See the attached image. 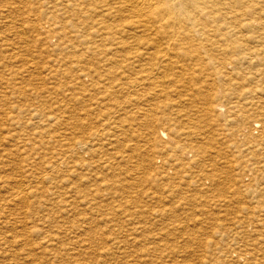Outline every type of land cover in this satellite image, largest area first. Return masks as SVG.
<instances>
[{
	"label": "rangeland",
	"instance_id": "obj_1",
	"mask_svg": "<svg viewBox=\"0 0 264 264\" xmlns=\"http://www.w3.org/2000/svg\"><path fill=\"white\" fill-rule=\"evenodd\" d=\"M14 1L15 2L17 1L18 3H21V4H15ZM33 1L35 4L33 3ZM28 2L29 0L28 1L23 0V2L22 0H0V10H1L0 14H2V16L0 15V36H1L0 42L2 41L0 44V51H1L0 65H2V67L0 66V68L2 69V70L0 69V79H1L0 98L2 99L0 100V158H3L2 160H0V178H1L0 179V217H1L0 224L1 222L4 221L3 225L2 224L0 225L1 227L0 228V238H1L0 245L1 246L3 245L2 247L0 246L2 248V250L0 248V253L2 252L1 253L2 255L5 254L3 258L1 257L2 255L0 254V264L1 263L2 264H12V263L21 264L22 262H23L22 264H28V263L30 264L32 263H35V264H48V263L49 264H66V263L74 264L75 262L76 263L79 262L78 264H85L86 262H87L86 264L88 263L89 264H92V263L93 264H100V263L101 264L102 263L104 264H133V263L151 264L152 263L153 264L155 262L156 264H160V263L161 264H211V263L220 264L221 262H222L221 264H236V263L239 264V263H242L243 261L253 262L257 264H264V227H263L264 213H262L264 212V190H263L264 189V176H263L264 171H262L260 168L259 169L262 172L257 169L261 173L260 176L261 177L263 176V177L260 178V176H258L259 172L256 171V174H255L256 176L253 175L254 177L253 181H251V178L249 176L247 177V174H243V170H244L243 168H245L243 165L249 164L253 166L257 163L258 165L256 167H260L259 164L261 165V161H263L264 159V131L261 132V130L264 129L263 124H262V128L260 129V132L255 134L254 138H250L247 141L243 142L245 146L244 148H247L245 150L247 152L242 151L243 148L241 149L235 148L236 150L240 152L236 151L235 149H232L234 144L238 146L239 143H241V141L239 140L240 135L238 132L244 127L245 128L248 127L247 122L248 124L249 122L251 124L252 123L251 121L257 120L259 117L261 119V120L259 119L261 122L264 119V96H263L264 95V87H263L264 84H262L264 83V78H262V76L264 77V74H263L264 72L262 71L264 70L263 68L264 64L257 61L256 63L258 65L256 63H254V65L253 64L249 65L243 61L241 62L236 61V63H238L236 67H238L241 64L240 68L238 67L239 69L234 68V65H232L231 66L232 70L230 68L224 71L221 70L219 73L220 74L219 77H216L214 74H212L211 70L200 67L202 66V63L196 64L195 62H192L191 64L192 66L190 64L188 65V68H189L188 71H185L184 73V71L179 70L178 73L175 72V74L173 73L174 75L171 74L167 76L166 78L160 80V83L157 87L153 86L154 84L152 83V80L149 78L151 74L147 75L143 73L144 75L138 74L139 77L143 76L142 77L143 82L139 86L137 87L124 86V88L122 89L121 87L123 86H121L120 89L118 86V87H115L116 90L114 89L115 91L113 90V92H112L111 84H110V87L108 84L110 81H107L108 82L107 83L108 86H107L106 82H104V80L98 79L97 78L98 75L97 77H95L96 75L94 76V72L92 71L90 73V77L93 78V81H95L96 79L99 80V82L97 80L95 82V84L97 85L99 84L98 85L99 88L97 87V85L95 87L100 90L98 89L96 91L93 90L94 93L92 92V90H88L90 88H87V90L86 88H84L85 90L84 89L81 90L80 85H77L75 83L76 87L77 88L79 87L77 89L73 85L74 82H77V80L75 81L74 77H72V79L74 78L73 80L70 77H67L68 81H67V78L63 79L65 80L64 89L66 90V92L61 91L60 88L63 85H61L62 83H60L59 81H61L62 79L54 80L53 78H51L50 80L49 78H45V80H43L42 75L43 74L46 75L45 73L47 72L43 71L42 67H44V65H47V66L49 65L48 67H50V65L53 62L55 61L59 62V60L61 59L59 63H63V62L65 63V65L62 64L63 66L60 68V69H63V67L65 68L67 65H69L68 61H70V59L66 61V58L71 57L70 56L71 53H68L66 51H64V53L60 52V47L58 48L59 39L52 38L54 34H50L53 32L50 31L49 33L50 37L53 35L51 37L52 41H51V38L47 36L49 40L48 41L46 36H42L43 34L40 33L39 29L38 31H36L35 29L33 30V28H31L32 24L38 25L39 23L45 22L44 20L50 23L53 20H51V18L48 17L47 12L49 9L46 10V7L42 5L41 3L42 0L37 1L38 3L39 2L41 3L42 7L36 5V0H31L30 1L31 3L29 2L30 4H28ZM31 6H32V9H31ZM36 8H38L37 11H36ZM25 9L29 10L30 14H29V11ZM10 10L14 12H11ZM26 11H27V14H25ZM41 11H43L44 13L46 12V13L42 15L43 12ZM1 12H4V14ZM34 12H36L35 15L33 14ZM12 13L14 16L12 15ZM19 14H22V15H19ZM10 15L13 16L14 20L12 17H10ZM3 16L6 19H3ZM21 16H23V18ZM59 18L60 17L58 16V19ZM18 19H21V20H18ZM15 21L17 24L14 23ZM21 21L23 25L22 23L20 25ZM54 21L58 22L60 20H54ZM33 22H36V23H33ZM10 24L11 26H9ZM3 25L6 28L2 27ZM24 25L25 26L28 25L25 27L26 29L24 28L25 31L23 29ZM57 28L58 27H54L52 29L54 31H58L59 29ZM19 30L24 31L25 33ZM13 31L17 32L16 36ZM38 33L41 34L40 35L41 37L37 35ZM27 34H29V36ZM27 36H28V39H27ZM20 38L22 39L20 40ZM92 38L93 40H95V37L92 36ZM8 40L10 42L13 41L15 44H18V45L15 47V44L12 42L14 45L11 46L12 43L7 42ZM36 40H39L40 42ZM42 40L43 42H41ZM21 41L22 42L26 41L27 43L26 42L22 43ZM5 42H7L8 45L7 43L5 44ZM38 42L40 44L42 43V45H39ZM3 43L4 45L1 47ZM74 43L75 42H71L70 45ZM47 44L48 46H46ZM24 46H26L28 49ZM36 46H38L39 48ZM21 47L22 48L24 47V48L22 49ZM5 51L9 53L7 54ZM14 51H16L17 53H15ZM18 51H19V54H18ZM43 51H45L46 53ZM13 52H14L15 57L13 55ZM51 52L52 53L57 52L56 53L57 55H54L55 53L52 54ZM25 53H27V55ZM43 54L45 55L43 56ZM46 54H48V56ZM12 55H13V59H12ZM17 56L18 58H16ZM26 56L28 58H26ZM56 56H59V57H56ZM49 57L51 58L53 62H51ZM44 58L45 60H42ZM55 58H57V60H55ZM4 59L7 63L4 61ZM20 59L22 60V62L24 60V62L22 63ZM37 60H39V62H37ZM71 60L74 61V59H71ZM3 61L6 64H4ZM18 61H20L21 64L20 62L17 63ZM88 61H89V64L92 70H95L94 69L95 65L92 64L90 59H88ZM25 66H28V67H25ZM29 67H30V70H28ZM5 68L7 70H5ZM37 68L41 71V73ZM199 68L200 69L202 68L201 70L202 72L199 71L200 70ZM190 69L192 70V72H190L191 71ZM237 69L239 70L238 71L239 74L237 72ZM259 69L261 71H259ZM5 71H7V73ZM193 71L195 74L193 73ZM197 71L199 75L196 73ZM249 71L251 72V74H249L248 76ZM203 73L204 74L206 73V74L204 75ZM17 74L19 76H17ZM190 74L192 75L193 78L195 76L196 79L195 78L193 79L192 77H190L191 76ZM183 75L185 77H183ZM223 75L224 76L226 75L227 77L225 76L224 78ZM240 75H244V76L242 77ZM245 75L250 78L246 79ZM37 76H38V79L42 78V80L39 81L36 78ZM48 76L49 75L47 74V77ZM19 77H21L22 79ZM240 77L243 78L244 81H242ZM252 78H254V80ZM257 78H259L261 81L259 79L257 81ZM121 79L122 81H125V82L129 81L128 79H125V78L124 79L121 78ZM173 79H175V81ZM182 79L184 80V82L182 81ZM189 79H190V83L189 81L187 82V80ZM200 79L203 82H200ZM226 79L229 80V82H226ZM231 79L232 81L235 80L233 84H232ZM140 80H141V77H140ZM165 80L166 82H164ZM194 80L195 82H193ZM211 80L212 82H214L215 80L218 83L216 82L212 83ZM171 82L172 84H170ZM173 82H176L177 84L183 83L185 86L183 84L177 85L176 83H173ZM185 82H187L186 83L187 85L185 84ZM242 82H244V84L246 82V84L244 85ZM257 82L259 83L261 82L260 85ZM51 83H54V84H51ZM167 83L168 85H166ZM192 83L193 85L195 83L196 87H193ZM201 83L202 84L204 83L205 86L202 85ZM238 84L242 86L239 87ZM71 85H73V87H71ZM165 85L169 87L168 90H167V87H165ZM170 85H172V87H170ZM222 85H224V87ZM249 85H251L250 87L252 88V90L254 89L253 92L251 91V88H249ZM103 86L104 88L102 89ZM177 86L178 88L180 87L181 88L177 89ZM210 86H212V88ZM235 86H238L237 87L238 90H236L237 88H234V89L232 88ZM261 86L263 87V89ZM155 87L158 89H156ZM244 88L245 89L247 88V90H245ZM256 88H257V91H256ZM164 89L166 90L164 91ZM258 89H259V92H258ZM102 90H104L103 93H102ZM128 90H129V93L125 94ZM158 90L159 91L161 90L160 92H162L164 96L163 95L159 96V93H157ZM211 90H214L217 92L216 93L214 91L211 92ZM218 90L221 91L223 95ZM222 90H224V92ZM240 90L242 91V94L244 93L243 95L241 94ZM75 91L76 92L78 91V94L81 92V95L79 94V97L84 98L85 100L90 98L91 101L90 102L86 101L82 103L79 97H75L73 98V101L70 100L71 101L70 102L69 99L71 98L69 97L67 98L66 96H69L71 92L74 93ZM237 91L238 93H236ZM114 92L116 93L115 96H113ZM131 92L138 95L136 97L140 98V100H143V101L136 100L137 101L136 103L138 105L135 104V106L129 104L128 103L129 97L133 95ZM204 92L205 93L207 92L210 94L215 93V94L212 96V98H210V101L208 100L209 102L208 101L203 102L202 101L203 99H201V97L197 95L200 93H201L200 95H203L205 94ZM229 92H232V93H230L229 95L227 94ZM104 93L109 94V97L111 99L108 98L109 99L108 101L110 103L108 101H104L101 99L102 96L103 98H105L106 95ZM251 93L253 94L250 95ZM92 94L95 95V100L94 99L92 100V97L90 96ZM98 94H100L101 96ZM166 94H169V95L166 96ZM233 94L235 95L233 96ZM221 95L224 98H222ZM236 96L238 97L241 96V97L239 98L237 97L238 98L237 99ZM220 97L222 98V101ZM257 97L259 98V100L262 101V103H258L259 100H257ZM249 98H251L254 101H249ZM110 100L112 102L116 100V102L112 103ZM255 100H256V103L253 104ZM92 102H96L97 104L100 105V106H97L98 108L96 111H99L101 113V116H100V119L96 120V122L93 117L87 118L86 116H84V113L90 108V103ZM246 103L247 104L251 103V105H246ZM208 105L209 106L213 105L214 107L210 108ZM217 105L222 107L223 109V111L221 112L222 114H219L220 112H215L214 108ZM94 106L92 105L91 107L93 108ZM258 106L259 107L262 106V107L258 109ZM104 107H106L107 109ZM121 107L122 108L125 107V108L122 109ZM203 107H207V108L209 107L208 108L209 113H207V115L208 116L210 115L209 117H211V119H209L208 117V119L211 120L210 122L208 121V119L205 120V118H203L204 117L203 113H205V109H203ZM102 108L104 110L101 111ZM110 108H111V111H110ZM113 109L115 112L112 111ZM149 109L152 110L151 113H153L154 115L150 117V119L153 121H151L149 117H142V114H140V113H144L145 111ZM202 109L204 111H202ZM224 109L225 110L228 109V110L225 111ZM231 109L234 111H232ZM259 110L261 111L263 110V112ZM239 111L241 113L242 111L245 113L247 112L249 114V117L243 120L237 119ZM211 112L214 115H212ZM253 112L255 113L252 114ZM104 113L106 115H104ZM228 113L229 115L231 113V116H229ZM233 113L236 115H233ZM261 113L263 114L257 117V115H260ZM112 114H113V117H112ZM200 114L202 118L201 120H198ZM40 115H44L45 117H49V115L51 116L54 115L55 117H57V120L52 119V118H51L52 120L51 119L46 120L48 121V125L52 126L51 127L52 129L47 127L46 121L42 122L43 118H40ZM114 115L117 117H115ZM215 115L217 117H214ZM109 121L110 122L112 121V122L110 123ZM55 122L60 123L59 128L61 129H58V126L53 127V125L54 126L57 125V124L52 125V123H55ZM233 122L235 123L233 124ZM74 123L79 124L78 125L79 127H77L76 129L75 128L73 129L75 133V137L78 140L82 139L83 137H86L90 133L92 134L96 130H100L101 133L97 135V142L98 144L101 145L102 147L101 149H103V151L95 152V154L92 152V150L96 148V145L94 146L95 138H96V135H95V138L93 141H90V140H88L89 142L87 141L86 147L88 150L84 152H79L80 156H79L78 151L74 147L73 149L72 147H70V149L72 150H68L64 152V154L66 155H71V156L75 155L72 157L73 162L75 161L74 158L79 156L80 159L76 158L78 159L76 160V163H78L80 160V162L88 164L87 165L88 168H80V167L78 168V166L76 165L74 168H72V170L74 169L72 171L71 167L73 166L67 165L68 167L66 166L63 169V171L62 169L58 171L53 170V169L51 170L50 166H51L53 159L59 157L58 154L61 153L60 150H63L64 147L62 149H59V148L65 143V141L67 143L68 138H70V136L67 133V130L64 131L65 133L63 134L62 129L64 125H67V124L74 125ZM98 123H101V124H98ZM104 123L105 125H103ZM112 125H114V127H112ZM121 125L122 127H120ZM34 129H36L35 132H34ZM160 130H163L166 133V137H167L166 139L162 140L160 138ZM27 131H29V133ZM44 131L48 132L49 134L44 133ZM37 132H39L40 134ZM36 133L38 137L41 136L39 137L40 139L37 138ZM20 134H23V136ZM47 134L49 136H47ZM103 135L105 136L103 137ZM56 137H58V139ZM98 137L101 139H99ZM112 137L113 139H111ZM18 138L20 139L22 138L24 141L23 140L19 141ZM26 138L28 141L26 140ZM187 138H189V141ZM184 139L185 140L187 139V140L184 141ZM206 140L209 142H207ZM57 141L60 143L57 144ZM21 142L24 144L23 147H25L26 149L25 148L23 149ZM90 142L94 148L89 146ZM246 142L249 147L246 145ZM257 143H259L260 148L258 147ZM17 145H20V146H17ZM105 145L108 147H106ZM178 145L181 148H185V149H181L180 147L179 149ZM185 145L187 146L185 147ZM256 145L258 147L257 149L256 147H254ZM189 148L194 151L196 150L195 155L197 154V157L200 158V162L197 158L196 163L189 166L193 170L187 167V165H185V163L187 162H185L184 160L185 158L183 157V153L185 151L190 150ZM251 150L253 151L251 152ZM55 152L56 153L59 152L57 154V157H56ZM249 152H251L252 154ZM52 154L53 156H51ZM61 155H63V153H61ZM52 157L54 158L52 159ZM105 160L107 161L109 160L110 164L105 165L104 169L96 168L97 163L105 161ZM245 160H248V161L245 163ZM93 162H95L94 165H92ZM27 165L28 167H26ZM92 168H95V169L93 170ZM54 171H57V172H54ZM67 171H70V172L68 173ZM33 172H35V174ZM65 172H67V175ZM82 172L84 173L82 174ZM200 174L202 178L199 176ZM27 175H30V176H27ZM38 176H40V178ZM72 176H75V177H72ZM255 177L257 178V180ZM26 178L27 180L30 179L29 180L30 182L29 181L26 182L27 181ZM91 178H94V179L91 180ZM47 179H49V181ZM197 179L200 180V182ZM3 180L4 181L9 180V181L3 183ZM206 180L208 181L209 185L204 184ZM1 184H3V186ZM9 184H10V187H9ZM203 186H207V190ZM14 187H17V188L15 189ZM10 193L11 194L13 193L14 196H12L13 194L11 195ZM19 194L20 196H18ZM23 194H24V197H23ZM10 197L11 199H9ZM18 198L20 201L22 198L24 200L22 199V201L20 202ZM223 201L226 203H224ZM3 202L5 204H3ZM214 203H216V205ZM68 204L70 207L68 206ZM216 206L217 207L219 206L218 208L220 209H218ZM20 213H23L24 215ZM260 220H261V223H260ZM9 221L11 224H9ZM248 221L251 223L250 225ZM255 221L258 222L259 224L256 223ZM6 222L7 224H5ZM238 222L242 224L239 225ZM246 223L247 225H245ZM260 224H262V227ZM10 225H13V226H10ZM81 225H85L86 227L81 226ZM237 225L238 227H240L239 229L238 227L235 228V226ZM2 227H7V228L4 229ZM40 227L42 228V230L40 229ZM71 228L72 229L74 228L73 229L74 231ZM66 229H69L71 233L69 231L67 232ZM86 229L87 230L89 229V230L87 231ZM6 230H7V233H6ZM58 230H60V232ZM83 230H85L84 231L85 233L83 232ZM239 231L241 233H239ZM45 232H49V233H45ZM61 232H63V234L65 233L66 234L63 236ZM21 233L23 234V236L25 235L24 240L27 242H24L22 236L20 237V235H22ZM77 233L78 234L81 233L79 235L82 236L81 238L83 239H81ZM232 233L234 234L237 233L238 235L237 234L233 235ZM16 234H20L19 236H17V239H16ZM40 234L42 235L41 238L39 236ZM48 234L50 235L52 234V236L49 235L50 239L48 238ZM54 234L57 235L58 238L62 240L64 245L67 244L66 248L62 244L61 240L56 238ZM85 234L86 235L91 234V235L90 237L89 236L86 237ZM70 235L72 237H69ZM7 236L8 237L10 236L9 239ZM43 236L44 237L46 236L45 237L46 239H43L44 238ZM3 237H5L7 242L8 241L11 242V240L12 242L11 243L10 242L6 243V241L4 242L5 239H3ZM20 238L22 239L20 240ZM40 239L41 240L43 239V241H41ZM93 240H95V242ZM107 240H109V242H112V243H109V245H107L108 244ZM29 241L32 243V245ZM66 241H69L70 243H67ZM90 242L93 244H90ZM36 243H37V246H36ZM43 243H46V245ZM54 243H58L57 247L54 246L56 245ZM72 243H73V246L75 245V248L72 246ZM84 243L86 244V246ZM94 243H95V246H94ZM42 244L45 247H43ZM60 244H62L64 248L62 249L59 248L62 246ZM31 246L33 248H30ZM47 246L48 247L50 246V248H48ZM17 247L19 248V251ZM22 247L24 248L23 250H22ZM40 247L43 249H39ZM108 247L110 249L114 248L113 252H112V249L110 251ZM56 248H59L61 250L56 249ZM73 248H74V251H76L75 253L72 252ZM85 248L89 250L91 254ZM105 248H108V249L106 250ZM117 249L118 250L120 249L121 251L119 252L117 251ZM15 250H17L20 255L16 253L17 251ZM34 251L37 253H35ZM53 251L54 253L50 255L51 252ZM80 251L81 252L85 251V252H83L82 253L83 255H82ZM28 252L31 254H27ZM59 252H62V253H60V255L58 256ZM63 252H66V254L68 252L69 253L71 252L70 254L68 253L67 256L69 257L72 256L71 258L73 259L68 257L69 260H67L68 258L66 257V254L65 255L63 254ZM94 252L97 254L95 255ZM122 252H125V253H122ZM7 253L11 255L8 254L9 255L8 256ZM77 253H78V256H76ZM92 253H93V256L95 255V257L92 256ZM112 253L113 254L115 253V254L113 255ZM12 254H14L15 256ZM56 254L58 257H56ZM61 254H62V257H61ZM30 255H32L33 258L37 260L36 261L33 260L32 256ZM37 255H40V256L37 258ZM85 255L87 256L85 257ZM102 255L104 256L100 257ZM15 257L17 258V260ZM22 257H25V259ZM28 257H30V259ZM40 257L41 259H39ZM76 257L77 259H74ZM110 257H112V259ZM20 258L23 260L19 262ZM61 258L64 259L65 262L62 261ZM102 258L104 259L101 262L100 259ZM1 260H4V261L2 262ZM6 260L11 261V262H8ZM40 260L41 262H39ZM5 262H8V263H5ZM233 262H236V263H233Z\"/></svg>",
	"mask_w": 264,
	"mask_h": 264
},
{
	"label": "bare ground",
	"instance_id": "obj_2",
	"mask_svg": "<svg viewBox=\"0 0 264 264\" xmlns=\"http://www.w3.org/2000/svg\"><path fill=\"white\" fill-rule=\"evenodd\" d=\"M28 1V0H27ZM31 0H29V2H30ZM38 0H36V5H38V6H40V7H42V5L44 6V7H46V10L47 9H49L48 10V12H47V14H48V17H50L51 18V20H53L52 22H50V23H48V22H46V20H44L45 22H42V23H37L38 25H35V24H32V27L31 28H33V30L35 29L36 31H38V29H39V31H40V33H42L43 35L42 36H46V38H47V40H48V37L47 36H49L50 37V34H54V36L52 37V38H58L59 39V45H58V48L60 47V52H63L64 53V51H66V52H68V53H71L70 54V56L71 57H67L66 58V61H68L69 59H70V61H68V64L69 65H67L65 68L63 67V69H60L63 65L62 64H64L65 65V63L63 62V63H59L60 62V60H59V62L58 61H55V62H53L52 60H51V56H52V54H54V53H52L51 54V56L49 57V59L51 60V62H53L51 65H50V67H48L47 65H44V67H42V69H43V71H45V72H47V73H45L46 75H42V78H43V80H45V78H49L50 80H51V78H53L54 80L55 79H62L61 81H59L60 83H62L61 85H63L60 89H61V91H65L66 92V90L64 89L65 88V80H63L64 78H67V77H70L71 79H72V77H74L73 79L76 81L77 80V82H74V86L76 87V84L77 85H80V89L81 90H83L84 88H86V90H87V88H90V89H88V90H92V92H93V90H97L99 87H98V85L97 84H95V82H96V80L95 81H93V78L92 77H90V73L93 71L94 72V76L95 77H97V75H98V79H101V80H104V82H106V84L108 83L107 81H110L108 84H109V87H110V84H111V86H112V92H113V90L115 89V87H118L119 86V89H120V87L121 86H123V87H121V89L122 88H124V86H126V87H132V86H134V87H137V86H139L140 84H142V82H143V80H142V77L143 76H140L141 77V80H140V77L138 76V74H143V73H145V74H147V75H149V74H151V76L149 77L151 80H152V83L154 84L153 86H158L159 85V83H160V80H162V79H164V78H166L167 76H169V75H171V74H175V72H177L178 73V71L180 70V71H184V73H185V71H188L189 70V68H188V65L190 64H192V62H195L196 64H201L202 63V66H200V67H202V68H205V69H209V70H211V72H212V74H214L216 77H219V73H220V71L221 70H227V69H231L232 70V68H231V66L232 65H234V68H240V65L238 66V67H236L237 65H238V63H236V61H239V62H241V61H243V62H245V63H247V64H253L254 65V63H256L257 61H259V62H261V63H263L264 64V0H42V5H41V3L39 2H37ZM15 2V1H14ZM14 2H13V4H14ZM17 2V1H16ZM15 2V4H21V3H16ZM21 2V1H20ZM22 2H23V0H22ZM28 2V4H30ZM33 3H34V1H33ZM13 4H11V5H13ZM25 4V3H24ZM24 4H23V6H24ZM35 4V3H34ZM26 5V4H25ZM32 5V4H31ZM15 6V5H14ZM20 6V5H19ZM10 7V6H9ZM8 7V8H9ZM22 7V6H21ZM13 8V7H12ZM24 8V7H23ZM22 8V9H23ZM26 8V7H25ZM14 9V8H13ZM12 9V10H13ZM16 9H18V8H16ZM31 9H32V6H31ZM33 9H35V8H33ZM37 9L38 8H36V11H37ZM4 10V9H3ZM25 10H27V9H25ZM40 10V9H39ZM1 11V10H0ZM7 11H9V10H7ZM11 11V10H10ZM27 11H29V10H27ZM27 11H26V13L25 14H27ZM45 11V10H44ZM11 12H14V11H11ZM15 12H17V11H15ZM39 12V11H38ZM41 12H43V11H41ZM1 13H3L4 14V12H1ZM10 13V12H9ZM35 13L36 12H34L33 14L35 15ZM46 13V12H45ZM44 12H43V14L42 15H44L45 14ZM6 14V13H5ZM7 14H8V12H7ZM24 14V13H23ZM29 14H30V11H29ZM41 14V13H40ZM1 16H2V14H0ZM12 15H13V13H12ZM17 15V14H16ZM19 15H22V14H19ZM38 15V14H37ZM8 16V15H7ZM6 16V17H7ZM14 16V15H13ZM13 16H11L10 15V17H12L13 18ZM25 16V15H24ZM40 16V15H39ZM38 16V17H39ZM46 16V15H45ZM58 16L60 17L59 19H58ZM9 17V18H10ZM22 18H23V16H21ZM35 17V16H34ZM37 17V16H36ZM11 18V19H12ZM43 18V17H42ZM2 19V18H1ZM3 19H6V18H4V16H3ZM33 19V18H32ZM40 19V18H39ZM8 20H10V19H8ZM13 20H14V18H13ZM13 20H11V21H13ZM18 20H21V19H18ZM17 20V21H18ZM24 20V19H23ZM26 20V19H25ZM31 20V19H30ZM38 20V19H37ZM54 20H60V21H58V22H55ZM34 21V20H33ZM47 21H49V20H47ZM26 22V21H25ZM28 22V21H27ZM5 23V22H4ZM14 23H16V21L14 22ZM21 23H22V21L20 22V25H21ZM31 23V22H30ZM33 23H36V22H33ZM17 24V23H16ZM26 24V23H25ZM2 25V24H1ZM4 25H6V24H4ZM4 25L2 26V27H4ZM13 25V24H12ZM22 25H23V23H22ZM9 26H11V24L9 25ZM8 26V27H9ZM26 26H28V25H26ZM25 25H24V27H23V29L26 27ZM30 26H31V24H30ZM19 27V26H18ZM21 27V26H20ZM54 27H58L57 29H59L58 31H54L52 28H54ZM4 28H6V27H4ZM22 28V27H21ZM9 29V28H8ZM11 29V28H10ZM19 29V28H18ZM18 29H16V30H18ZM26 29V28H25ZM25 29H24V31H25ZM14 30V29H13ZM56 30V29H55ZM15 31V30H14ZM13 31V32H14ZM19 31H22V30H19ZM24 31H22V32H24ZM31 31V30H30ZM50 31L51 32H53V33H50ZM21 32V33H22ZM28 32V31H27ZM35 32V31H34ZM6 33V32H5ZM12 33V32H11ZM15 33V36H16V34H17V32H14ZM13 33V34H14ZM25 33V32H24ZM31 33V32H30ZM50 33V34H49ZM7 34V33H6ZM10 34V33H9ZM33 34V33H32ZM56 34V35H55ZM28 36H29V34H27ZM38 36H40L41 34H37ZM37 35H36V37H37ZM13 36V35H12ZM18 36H19V34H18ZM28 36H27V39H28ZM92 36L93 37H95V40H93V38H92ZM1 37V36H0ZM3 37V36H2ZM14 37V36H13ZM41 37V36H40ZM50 37V38H51ZM87 37V38H86ZM4 38V37H3ZM17 38V37H16ZM19 38V37H18ZM30 38V37H29ZM49 38V39H50ZM52 38H51V41H52ZM86 38V39H85ZM13 39H15V38H13ZM22 38H20V40H21ZM9 40H10V38H9ZM7 41V42H10V41ZM41 40V39H40ZM44 40V39H43ZM43 40L41 41V42H43ZM12 41V40H11ZM36 41H39V40H36ZM49 41V40H48ZM56 41V40H55ZM2 42V41H1ZM1 42H0V44H1ZM7 42H5V44L7 43ZM13 42V41H12ZM12 42H10V43H12ZM22 42V41H21ZM24 42H26V41H24ZM24 42H22V43H24ZM40 42V41H39ZM38 42V43H39ZM45 42H47V41H45ZM71 42H75L74 44H71L70 45V43ZM9 43V44H10ZM14 43V42H13ZM11 44V46H13L14 44ZM27 43V42H26ZM30 43V42H29ZM58 43V42H57ZM44 44V43H43ZM4 45V43L1 45V47ZM7 45H8V43H7ZM6 45V46H7ZM18 44H15V47L17 46ZM28 45H30V44H28ZM34 45V44H33ZM36 45H38V44H36ZM39 45H42V43L40 44L39 43ZM63 45V46H62ZM73 45V46H72ZM20 46V45H19ZM18 46V47H19ZM46 46H48V44L46 45ZM9 47V46H8ZM24 47H26V46H24ZM23 47V48H24ZM33 47V46H32ZM36 47H38V46H36ZM50 47V46H49ZM57 47V46H56ZM5 48V47H4ZM11 48V47H10ZM20 48V47H19ZM22 48V47H21ZM22 48V49H23ZM27 48V47H26ZM39 48V47H38ZM76 48H78V49H76ZM9 49V48H8ZM13 49H15V48H13ZM28 49V48H27ZM40 49H41V47H40ZM48 49V48H47ZM4 50V49H3ZM18 50V49H17ZM43 50V49H42ZM44 50H46V49H44ZM8 51V50H7ZM37 51V50H36ZM57 51V50H56ZM3 52V51H2ZM6 52V51H5ZM12 52V51H11ZM15 53H17L16 51H14ZM14 52H13V55H14ZM25 52V51H24ZM23 52V53H24ZM27 52V51H26ZM38 52V51H37ZM41 52V51H40ZM40 52H39V54H40ZM43 52H45V51H43ZM59 52V53H60ZM65 52V53H66ZM0 53H1V51H0ZM7 53V52H6ZM9 53V52H8ZM7 53V54H8ZM20 53H22V52H20ZM46 53V52H45ZM49 53V52H48ZM57 53V52H56ZM54 54V55H57V54ZM62 53V54H63ZM3 54V53H2ZM12 54V53H11ZM18 54H19V51H18ZM26 55H27V53H25ZM29 54V53H28ZM32 54V53H31ZM38 54V53H37ZM50 54V53H49ZM67 54V53H66ZM65 54V55H66ZM13 55H12V59H13ZM34 55V54H33ZM42 55V54H41ZM40 55V56H41ZM45 54H43V56H44ZM47 56H48V54H46ZM2 56V55H1ZM67 56V55H66ZM65 56V57H66ZM14 57H15V55H14ZM23 57V56H22ZM21 57V58H22ZM33 57V56H32ZM32 57H30V58H32ZM36 57V56H35ZM56 57H59V56H56ZM4 58H6V57H4ZM8 58H10V57H8ZM16 58H18V56L16 57ZM25 58V57H24ZM26 58H28L27 56H26ZM47 58V57H46ZM62 58V57H61ZM39 59V58H38ZM54 59V58H53ZM65 59V58H64ZM71 59H74V61H72ZM88 59H90L91 60V62H92V64L93 65H95V67H94V69L95 70H92V68L90 67V64H89V61H88ZM9 60V59H8ZM21 60V59H20ZM33 60V59H32ZM34 60H35V58H34ZM40 60V59H39ZM39 60H37V62H39ZM42 60H45V58L44 59H42ZM55 60H57V58H55ZM4 61H5V59H4ZM3 61V62H4ZM10 61V60H9ZM31 61V60H30ZM6 62V61H5ZM4 62V64H6ZM20 61H18L17 63H19ZM21 62H22V60H21ZM21 62H20V64H21ZM23 62H24V60H23ZM22 62V63H23ZM29 62V61H28ZM27 62V63H28ZM32 62V61H31ZM94 62V63H93ZM16 63V64H17ZM25 63H26V61H25ZM36 63V62H35ZM48 63H49V61H48ZM58 63V64H57ZM194 63V64H195ZM37 64V63H36ZM45 64V63H44ZM46 64H47V62H46ZM257 64V63H256ZM10 65V64H9ZM14 65V64H13ZM40 65V64H39ZM258 65V64H257ZM260 65V64H259ZM1 67H2V65H0ZM4 66V65H3ZM8 66V65H7ZM42 66V65H41ZM192 66V65H191ZM197 66V65H196ZM256 66V65H255ZM263 66V65H262ZM6 67V66H5ZM16 67V66H15ZM25 67H28V66H25ZM198 67V66H197ZM244 67V66H243ZM246 67V66H245ZM250 67V66H249ZM191 68V67H190ZM193 68H194V66H193ZM202 68L199 70V71H201L202 70ZM238 68V69H239ZM258 68V67H257ZM264 68V67H263ZM262 68V69H263ZM1 69V68H0ZM4 69V68H3ZM7 69H8V67H7ZM6 68H5V70H7ZM26 69H28V68H26ZM38 69V68H37ZM198 69V68H197ZM237 69V72L239 71ZM254 69H256V68H254ZM261 69V68H260ZM259 69V71H261ZM2 70V69H1ZM25 70V69H24ZM28 70H30V67H29V69ZM31 70H32V68H31ZM39 70V69H38ZM47 70V71H46ZM101 70H103V71H101ZM191 70V69H190ZM235 70V69H234ZM233 70V71H234ZM241 70H242V68H241ZM240 70V71H241ZM247 70H248V68H247ZM26 71V70H25ZM40 71V70H39ZM42 71V72H43ZM196 71V70H195ZM246 71V70H245ZM244 71V72H245ZM252 71V70H251ZM263 72H264V70H262ZM2 72V71H1ZM6 73H7V71H5ZM22 72V71H21ZM27 72V71H26ZM31 72V71H30ZM103 72V73H102ZM190 72H192V70L190 71ZM202 72V71H201ZM204 72V71H203ZM250 72V71H249ZM248 72V76H249V74H251V72L249 73ZM257 72V71H256ZM14 73V72H13ZM40 73H41V71H40ZM96 73V74H95ZM193 73H194V71H193ZM197 74H198V71L196 72ZM200 73V72H199ZM222 73V72H221ZM226 73H228V72H226ZM230 73H231V71H230ZM247 73V72H246ZM19 74V73H18ZM17 74V76H19ZM25 74V73H24ZM27 74V73H26ZM29 74V73H28ZM47 74L49 75L48 77H47ZM153 74V75H152ZM173 74V75H174ZM195 74V73H194ZM197 74H196V76H197ZM204 74V73H203ZM206 74V73H205ZM204 74V75H205ZM238 74H239V72H238ZM264 74V73H263ZM31 75V74H30ZM144 75V74H143ZM179 75V74H178ZM180 75H181V73H180ZM187 75V74H186ZM188 75H189V73H188ZM191 75V74H190ZM199 75V74H198ZM255 75H256V73H255ZM24 76H26V75H24ZM224 76V75H223ZM226 76V75H225ZM225 76H224V78H225ZM229 76V75H228ZM230 76H232V75H230ZM236 76V75H235ZM239 76V75H238ZM240 76H244V75H240ZM246 76V75H245ZM251 76V75H250ZM257 76H258V74H257ZM260 76H262V75H260ZM177 77V76H176ZM183 77H185L184 75H183ZM189 77V76H188ZM190 77H192V75L190 76ZM205 77V76H204ZM203 77V78H204ZM215 77V78H216ZM227 77V76H226ZM234 77V76H233ZM19 78H21V77H19ZM37 79H38V76L36 77ZM40 78H41V76H40ZM42 78L41 79H38L39 81L40 80H42ZM70 78H69V80H70ZM121 78H125V79H128L129 81H127V82H125V81H122V79ZM173 78H174V76H173ZM179 78V77H178ZM186 78H187V76H186ZM193 78V77H192ZM194 78H195V76H194ZM193 78V79H194ZM209 78V77H208ZM207 78V79H208ZM246 79L247 78H250V77H245ZM254 78H256V77H254ZM254 78H252L253 80H254ZM260 78V77H259ZM259 78H257V81H258V79ZM262 78H264L263 76H262ZM261 78V79H262ZM22 79V78H21ZM20 79V80H21ZM36 79V80H37ZM52 79V80H53ZM72 79V80H73ZM83 79V80H82ZM95 79V78H94ZM168 79V78H167ZM169 79H170V77H169ZM172 79V78H171ZM177 79V78H176ZM180 79V78H179ZM196 79V78H195ZM202 79V78H201ZM200 79V82H203L202 80ZM206 79V80H207ZM213 79V78H212ZM227 79H229V78H227ZM226 79V82H229V80H227ZM238 79V78H237ZM240 79H242V81H244L243 80V78H241L240 77ZM19 80V79H18ZM48 80V79H47ZM101 80H100V82H101ZM174 81H175V79H173ZM172 80V81H173ZM186 80V79H185ZM198 80V79H197ZM204 80V79H203ZM210 80V79H209ZM216 80H218V79H216ZM249 80H251V79H249ZM260 80V79H259ZM49 81V80H48ZM67 81H68V78H67ZM98 82H99V80H97ZM168 81V80H167ZM179 81V80H178ZM182 81L184 82V80L182 79ZM189 81V83H190V79L189 80H187V82ZM199 81V80H198ZM208 81V80H207ZM231 81H232V79H231ZM261 81V80H260ZM3 82H4V80H3ZM2 82V83H3ZM44 82V81H43ZM58 82V81H57ZM58 82V83H59ZM97 82V83H98ZM162 82V81H161ZM164 82H166V80L164 81ZM177 82V81H176ZM176 82H173V83H176ZM187 82H185V84L187 83ZM192 82V81H191ZM193 82H195V80L193 81ZM199 82V83H200ZM211 82H212V80H211ZM218 83L217 81H215L214 80V82H212V83ZM220 82V81H219ZM225 82V81H224ZM225 82V83H226ZM235 82V80L234 81H232V84ZM249 82V81H248ZM0 83H1V79H0ZM56 83V82H55ZM71 83V82H70ZM76 83V84H75ZM86 83H88V84H86ZM169 83V82H168ZM168 83L166 84V85H168ZM178 83V82H177ZM176 83V84H177ZM205 83V82H204ZM204 83L202 84V85H204ZM211 83V84H212ZM231 83V82H230ZM239 83V82H238ZM243 84H244V82H242ZM257 83H259V82H257ZM261 83V82H260ZM260 83H259V85H260ZM51 84H54V83H51ZM108 84H107V86H108ZM170 84H172V82L170 83ZM176 84H175V86H176ZM181 84H183V83H181ZM181 84H177V85H181ZM198 84V83H197ZM206 84V83H205ZM245 84H246V82H245ZM244 84V85H245ZM262 84H264V83H262ZM73 85H71V87H73ZM97 85V87L98 88H96L95 86ZM102 85V84H101ZM165 85V87H167V90H168V86H166ZM174 85V84H173ZM184 85V84H183ZM187 85V84H186ZM190 85V84H189ZM192 85H193V83H192ZM194 85H195V83H194ZM193 85V87H196V85L194 86ZM200 85V84H199ZM202 85H201V87H202ZM207 85V84H206ZM221 85V84H220ZM235 85H236V83H235ZM248 85V84H247ZM246 85V86H247ZM162 86V85H161ZM185 86V85H184ZM205 86V85H204ZM203 86V87H204ZM223 87H224V85H222ZM234 86V85H233ZM238 86L240 87V86H242V85H239L238 84ZM238 86H235V87H232L233 89L234 88H237ZM251 85H249V88H251L250 87ZM74 87V88H75ZM93 87H95V88H93ZM155 87V88H156ZM170 87H172V85H170ZM180 87V86H179ZM190 87V86H189ZM211 88H212V86H210ZM216 87V86H215ZM253 87H254V85H253ZM257 87V86H256ZM262 87V86H261ZM264 87V86H263ZM263 87H262V89H263ZM66 88H68V87H66ZM73 88V89H74ZM77 88V87H76ZM75 88V89H76ZM79 88V87H78ZM77 88V89H78ZM104 88V86L102 87V89ZM161 88V87H160ZM159 88V89H160ZM181 88V87H180ZM180 88H178V86H177V89H180ZM188 88V87H187ZM210 88V89H211ZM226 88V87H225ZM231 88V89H232ZM242 88V87H241ZM240 88V89H241ZM260 88V87H259ZM4 89V88H3ZM74 89V90H75ZM126 89H128V88H126ZM125 89V90H126ZM130 89V88H129ZM156 89H158V88H156ZM162 89H163V87H162ZM176 89V90H177ZM183 89H184V87H183ZM182 89V90H183ZM206 89V88H205ZM208 89H209V87H208ZM217 89V88H216ZM223 89V88H222ZM245 89V88H244ZM70 90V89H69ZM71 90H72V88H71ZM73 90V91H74ZM85 90V89H84ZM98 90H100V89H98ZM104 90H106V89H104ZM104 90H102V93L104 92ZM110 90V89H109ZM116 90V89H115ZM114 90V91H115ZM166 89H164V91H165ZM181 90V91H182ZM220 90V89H219ZM218 90V91H219ZM225 90V89H224ZM224 90H222L223 92H224ZM236 90H238V88L236 89ZM242 90V89H241ZM240 90V91H241ZM245 90H247V88L245 89ZM250 90V89H249ZM254 90V89H253ZM253 90H252V88H251V91L253 92ZM56 91V90H55ZM68 91V90H67ZM154 91H155V89H154ZM157 91V90H156ZM161 91V90H160ZM159 90H158V92L157 93H159V96H161V95H163L162 94V92H160ZM179 91V90H178ZM177 91V92H178ZM198 91H200V90H198ZM205 91V90H204ZM212 91H214V90H211V92ZM226 91V90H225ZM235 91V90H234ZM243 91V90H242ZM242 91H241V94H242ZM256 91H257V88H256ZM261 91V90H260ZM70 92V91H69ZM69 92H67V93H69ZM197 92V91H196ZM209 92V91H208ZM215 93L217 92V91H214ZM219 92H221V91H219ZM246 92V91H245ZM258 92H259V89H258ZM3 93V92H2ZM5 93V92H4ZM94 93V92H93ZM123 93V92H122ZM121 93V94H122ZM127 93H129V90L125 93V94H127ZM133 95L132 96H130L129 97V100H128V103L129 104H131V105H133V106H135V104L136 105H138L136 102L137 101H143V100H140V98H137L136 96H138V95H136V94H134L133 92H131ZM172 93V92H171ZM171 93H169V94H171ZM175 93H176V91H175ZM199 93V92H198ZM205 93V92H204ZM214 93V94H215ZM230 93H232V92H229V93H227V94H229L230 95ZM236 93H238V91L236 92ZM64 94V93H63ZM63 94H61V95H63ZM78 91L76 92H74V93H70L69 94V96H66L67 98L69 97V98H71V99H69V101L71 100V101H73V98H75V97H79V94L81 95V92L78 94ZM105 94V93H104ZM169 94H166V96L167 95H169ZM197 94V93H196ZM201 94V93H200ZM200 94H198L197 96H199V97H201V99H203L202 101L203 102H205V101H210V98H212V96L214 95V94H210V93H205V94H203V95H200ZM221 94L223 95V93L221 92ZM226 94V95H227ZM244 94V93H243ZM242 94V95H243ZM253 93H251L250 95H252ZM255 94H257V93H255ZM259 94V93H258ZM2 95V94H1ZM76 95V96H75ZM85 95V94H84ZM87 95V94H86ZM98 95H100V94H98ZM103 95V94H102ZM106 96H105V98H103V96H102V100H104V101H108L109 99L108 98H110L109 97V94L108 93H106L105 94ZM116 95V93L114 92V95L113 96H115ZM217 95V94H216ZM222 95H221V97H222ZM226 95H225V97H226ZM235 94H233V96H234ZM91 97H92V100L94 99L95 100V95H90ZM89 96V97H90ZM101 96V95H100ZM164 96V95H163ZM232 96V97H233ZM264 96V95H263ZM57 97V96H56ZM55 97V98H56ZM61 97V96H60ZM86 97V96H85ZM98 97V96H97ZM198 97V98H199ZM215 97V96H214ZM220 97V98H221ZM230 97V96H229ZM228 97V98H229ZM238 96H236V98H237ZM239 97H241V96H239ZM238 97V98H239ZM246 97V96H245ZM5 98V97H4ZM66 98V99H67ZM80 98V101L82 102V103H84V102H90L91 100H90V98H88L87 100H85L84 98H81V97H79ZM128 98V97H127ZM218 98V97H217ZM222 98H224V97H222ZM222 98H221V101H222ZM228 98H226V99H228ZM231 98V97H230ZM234 98V97H233ZM237 98V99H238ZM247 98V97H246ZM253 98V97H252ZM63 99V98H62ZM65 99V100H66ZM111 99V98H110ZM219 99V98H218ZM218 99H217V101H218ZM225 99V100H226ZM236 99V100H237ZM245 99V98H244ZM0 100H2L1 98H0ZM97 100V99H96ZM100 100V99H99ZM137 100V101H136ZM196 100H197V98H196ZM199 100V99H198ZM224 100V99H223ZM243 100V99H242ZM248 100V99H247ZM257 100H259V98L257 97ZM70 101V102H71ZM111 101V100H110ZM201 101V100H200ZM199 101V102H200ZM208 101V102H209ZM214 101V100H213ZM220 101V102H221ZM246 101V100H245ZM249 101H254V100H252L251 98H249ZM97 102V101H96ZM96 102H92V103H90V108L84 113V116H86L87 118H90V117H93L94 118V120H95V122H96V120H98V119H100V116H101V113L99 112V111H96L97 110V106H100L99 104H97ZM109 102V101H108ZM112 102V101H111ZM113 102H116V100L115 101H113ZM112 102V103H113ZM208 102H207V104H208ZM236 102V101H235ZM244 102V101H243ZM242 102V103H243ZM107 103V102H106ZM106 103H105V105H106ZM110 103V102H109ZM218 103V102H217ZM230 103H232V102H230ZM239 103V102H238ZM241 103V104H242ZM256 103V100H255V102L253 103V104H255ZM258 103H262V101L261 100H259V102ZM257 103V104H258ZM108 104V103H107ZM118 104V103H117ZM116 104V105H117ZM128 104V105H129ZM203 104V103H202ZM219 104H221V103H219ZM218 104V105H219ZM225 104H226V102H225ZM237 104V103H236ZM244 104V103H243ZM252 104V105H253ZM94 106L93 108L91 107V106ZM104 105V106H105ZM111 105V104H110ZM119 105H120V103H119ZM125 105V104H124ZM205 105V104H204ZM215 106V112H220L219 114H222L221 112L223 111V109H222V107L221 106ZM223 105V104H222ZM234 105H235V103H234ZM246 105H251V103H249V104H247L246 103ZM245 105V106H246ZM113 106H114V104H113ZM209 106V105H208ZM260 106V105H259ZM258 106V109H260L261 107H259ZM107 107V106H106ZM106 107H104V108H106ZM112 107V106H111ZM117 107H119V106H117ZM210 108L211 107H214L213 105L212 106H209ZM208 107V108H209ZM235 107H236V105H235ZM244 107V106H243ZM248 107V106H247ZM246 107V108H247ZM253 107V106H252ZM101 108V107H100ZM108 108V107H107ZM106 108V109H107ZM113 108V107H112ZM122 108V107H121ZM123 108H125V107H123ZM122 108V109H123ZM208 108L207 107H203V109H205V113H203L204 115V117L203 118H205V120H207L208 119V117L210 116H208L207 115V113H209V110H208ZM240 108H241V106H240ZM250 108V107H249ZM105 109V110H106ZM120 109V108H119ZM152 109V108H151ZM171 109V108H170ZM202 109V111H204ZM233 109V108H232ZM231 109V110H232ZM237 109H239V108H237ZM243 109V108H242ZM245 109V108H244ZM248 109V108H247ZM251 109V108H250ZM253 109V108H252ZM102 110H104L103 108L101 109V111ZM109 110V109H108ZM107 110V111H108ZM225 110V109H224ZM228 109H226L225 111H227ZM255 110V109H254ZM110 111H111V108H110ZM109 111V112H110ZM112 111H114V109L112 110ZM202 111H200V112H202ZM232 111H234V110H232ZM238 111V110H237ZM250 111V110H249ZM248 111V112H249ZM259 111H261V110H259ZM95 112V113H94ZM115 112V111H114ZM117 112V111H116ZM152 112V110H147V111H145L144 113H140V114H142V117H149V119H150V117H152V116H154L153 115V113H151ZM214 112V111H213ZM257 112V111H256ZM261 112H263V110L261 111ZM106 113H108V112H106ZM112 113V112H111ZM232 113V112H231ZM231 113H230V115H229V113H228V115L229 116H231ZM238 113V112H237ZM255 112H253L252 114H254ZM202 114V113H201ZM201 114H200V116H199V119L198 120H201ZM211 114H212V112H211ZM217 114V113H216ZM226 114V113H225ZM258 114V113H257ZM263 113H261L260 115H257V117H259V116H261ZM104 115H106L105 113H104ZM111 115V114H110ZM212 115H214V114H212ZM233 115H236V114H234L233 113ZM108 116V115H107ZM107 116H105V117H107ZM115 116V115H114ZM112 117H113V114H112ZM115 117H117V116H115ZM214 117H217L216 115L214 116ZM225 117V116H224ZM235 117V116H234ZM234 117H232V118H234ZM249 117V114L246 112H243L242 111V113L239 111V113H238V116H237V119H240V120H243V119H246V118H248ZM3 118V117H2ZM40 118H43V120H42V122H45L47 119H56L57 120V117H55L54 115H49V117H45L44 115H40ZM109 118V117H108ZM107 118V119H108ZM221 118H223V117H221ZM226 118V117H225ZM51 119V120H52ZM106 119V118H105ZM112 119V118H111ZM114 119V118H113ZM209 119H211V117H209ZM208 119V121L210 122L211 120H209ZM213 119V118H212ZM227 119V118H226ZM236 119V118H235ZM236 119V120H237ZM253 119V118H252ZM260 117L257 119V120H254V121H251L252 123L250 124V122H249V124H248V122H247V128H243V129H241L238 133H239V135H240V138H239V140L241 141V143H239V145L237 146L236 144H234L233 145V148L232 149H238V148H243V150L242 151H245L247 148H244L245 146H244V144H243V142L244 141H247L248 139H250V138H254L255 136V134H257V133H259L260 132V129L262 128V124H263V128H264V119H263V121L261 122L260 120ZM3 120V119H2ZM5 120V119H4ZM151 120V119H150ZM6 121V120H5ZM50 121V120H49ZM53 121H55V120H53ZM52 121V122H53ZM106 121V120H105ZM120 121V120H119ZM151 121H153V120H151ZM150 121V122H151ZM235 121V120H234ZM47 122V127L48 128H51L52 126H49L48 125V121H46ZM98 122V121H97ZM110 122V121H109ZM112 122V121H111ZM110 122V123H111ZM114 122V121H113ZM121 122V121H120ZM236 122V121H235ZM235 122H233V124L235 123ZM239 122V121H238ZM237 122V123H238ZM244 122V121H243ZM246 122V121H245ZM59 123V122H58ZM58 123H52V125L53 124H57L56 126H54L53 125V127H57L58 126V129H61V128H59V125H60V123L58 124ZM103 123V122H102ZM50 124V123H49ZM98 124H101V123H98ZM107 124V123H106ZM115 124V123H114ZM79 124H76V123H74V125H70V124H67V125H64V127H63V134L65 133L64 131H66L67 130V133H68V135L70 136V138H68V142L66 143V141H65V143L59 148V149H62L63 147V150H60L61 151V153H63V155H61V153L60 154H58L59 152H55L56 153V157H57V154H58V158H54L55 157V155H54V157H52V159H53V161H52V163H51V166H50V168H51V170L53 169V170H61L62 169V171H63V169L67 166V165H70V166H73V167H71V170H72V168H74L76 165L78 166V168L80 167V168H88L87 167V165L88 164H86V163H83V162H80V160H79V162L78 163H76V160H78V159H80V153L79 152H84V151H87L88 149H87V141L88 140H90V141H93L94 140V138H95V135H96V138H95V144H94V146L96 145V148L94 149V150H92V152L95 154V152H101V151H103V149H101L102 147H101V145L100 144H98V142H97V135L98 134H100L101 132H100V130H96L95 132H93L92 134L90 133L89 135H87L86 137H83L82 139H80V140H78L76 137H75V133H74V131H73V129L75 128H77V127H79L78 126ZM84 125V124H83ZM88 125V124H87ZM103 125H105V123L103 124ZM108 125V124H107ZM111 125V124H110ZM102 126V125H101ZM101 126H99V127H101ZM116 126V125H115ZM81 127V126H80ZM82 127H84V126H82ZM112 127H114V125H112ZM118 127V126H117ZM120 127H122V125L120 126ZM107 128V127H106ZM52 129V128H51ZM103 129V128H102ZM239 129V128H238ZM245 129H247V130H245ZM35 130L36 129H34V132H35ZM191 131V130H190ZM232 131V130H231ZM262 131H264V129L263 130H261V132ZM28 133H29V131H27ZM106 132V131H105ZM235 132V131H234ZM25 133V132H24ZM23 133V134H24ZM37 133H39V132H37ZM37 133H36V136H37ZM40 133H41V131H40ZM39 133V134H40ZM44 133H48V132H45L44 131ZM103 133V132H102ZM108 133V132H107ZM23 134H20V135H22L23 136ZM32 134H33V132H32ZM31 134V135H32ZM35 134V133H34ZM49 134V133H48ZM47 134V136H49ZM232 134V133H231ZM25 135V134H24ZM29 135V134H28ZM44 135V134H43ZM106 135V134H105ZM105 135H103V137L105 136ZM51 136V135H50ZM64 136V135H63ZM108 136V135H107ZM238 136V135H237ZM33 137H35V136H33ZM39 137H41V136H39ZM38 136H37V138H39ZM53 137V136H52ZM62 137V136H61ZM57 139H58V137H56ZM99 138V137H98ZM116 138V137H115ZM160 138L163 140V139H166L167 137H166V133L163 131V130H160ZM208 138V137H207ZM211 138V137H210ZM222 138V137H221ZM257 138V137H256ZM19 139V141L20 140H23L22 138L20 139V138H18ZM28 139H30V138H28ZM40 139V138H39ZM83 139H85V140H83ZM99 139H101V138H99ZM105 139V138H104ZM111 139H113V137L111 138ZM188 139V141H189V138H187ZM186 139V140H187ZM209 139V138H208ZM26 140H27V138H26ZM25 140V141H26ZM49 140V139H48ZM54 140V139H53ZM52 140V141H53ZM61 140V139H60ZM116 140V139H115ZM118 140V139H117ZM185 139H184V141H186ZM204 140V139H203ZM203 140H202V142H203ZM24 141V140H23ZM28 141V140H27ZM26 141V142H27ZM30 141V140H29ZM47 141V140H46ZM207 141V140H206ZM258 141H260V140H258ZM48 142V141H47ZM63 142V141H62ZM89 142V141H88ZM191 142H193V141H191ZM207 142H209V141H207ZM249 142V141H248ZM251 142V141H250ZM261 142H262V140H261ZM22 143V142H21ZM21 143H20V145H21ZM53 143V142H52ZM60 142H58L57 141V144H59ZM109 143V142H108ZM107 143V144H108ZM112 143V142H111ZM254 143V142H253ZM18 144V143H17ZM46 144V143H45ZM177 144H178V142H177ZM182 144V143H181ZM187 144V143H186ZM250 144V143H249ZM258 144V147H259V143H257ZM20 145H17V146H20ZM23 143H22V147H23ZM190 145V144H189ZM230 145V144H229ZM246 145L248 146V144H247V142H246ZM59 146V145H58ZM89 146H91V147H93L92 145H91V142H90V145ZM106 146V145H105ZM173 146H174V144H173ZM182 146V145H181ZM187 145H185V147H186ZM191 146V145H190ZM199 146H200V144H199ZM231 146V145H230ZM27 147V146H26ZM66 147V148H65ZM70 147H72V149H73V147L78 151V153H79V156L78 157H76V158H78V159H76V158H74V162H73V156H75V155H73V156H71V155H66V154H64V152L65 151H68V150H72V149H70ZM106 147H108V146H106ZM180 146L178 145V148H179ZM189 147V146H188ZM187 147V148H188ZM227 147H229V146H227ZM249 147V146H248ZM251 147H252V145H251ZM254 147H256V149L258 148L257 147V145L256 146H254ZM25 147H23V149H24ZM94 148V147H93ZM181 148V147H180ZM179 148V149H180ZM186 148V149H187ZM192 148V147H191ZM195 148V147H194ZM260 148V147H259ZM22 149V148H21ZM22 149V150H23ZM26 149V148H25ZM90 149V148H89ZM170 149V148H169ZM173 149H174V147H173ZM181 149H185V148H181ZM190 149V148H189ZM193 149V148H192ZM192 149H190V150H188V151H185L184 153H183V157L185 158L184 160H185V162H187V163H185V165H187V167H189V166H191L192 164H195L196 163V161H197V154L195 155V153H196V150L194 151V150H192ZM231 149V148H230ZM235 149V150H236ZM239 149V150H240ZM252 149V148H251ZM254 149V148H253ZM261 149H262V147H261ZM171 150V149H170ZM172 151V150H171ZM183 151V150H182ZM236 151H238V150H236ZM253 150H251V152H252ZM255 151V150H254ZM263 151V150H262ZM21 152V151H20ZM25 152V151H24ZM88 152H90V151H88ZM238 152H240V151H238ZM245 152H247V151H245ZM251 152H249V153H251ZM174 153V152H173ZM198 153V152H197ZM83 154V153H82ZM81 154V155H82ZM101 154V153H100ZM252 154V153H251ZM254 154V153H253ZM261 154V153H260ZM263 154V153H262ZM92 155V154H91ZM97 155V154H96ZM177 155V154H176ZM51 156H53V154L51 155ZM93 156V155H92ZM199 156V155H198ZM263 156V155H262ZM5 157H6V155H5ZM82 158V157H81ZM262 158V157H261ZM3 158H0V160H2ZM49 159H51V158H49ZM72 159V160H71ZM183 159V158H182ZM175 160V159H174ZM174 160H173V162H174ZM198 160H199V162H200V158H198ZM262 160V159H261ZM81 161H83V160H81ZM101 161V160H100ZM248 160H245V163L247 162ZM4 162V161H3ZM49 162V161H48ZM89 162H91V161H89ZM98 162V161H97ZM172 162V163H173ZM260 162V161H259ZM2 164V163H1ZM95 164V162H93L92 163V165H94ZM108 164H110L109 163V160L107 161V160H105V161H102V162H99V163H97V165H96V168H105L104 166L105 165H108ZM200 164V163H199ZM90 165V164H89ZM171 165H173V164H171ZM258 164L256 163L255 165H249V164H245V165H243L245 168H243L244 170H243V174H247V177L249 176L250 178H251V181H253L254 180V177H253V175H255L256 174V171H258V170H262V171H264V159H263V161H261V165L259 164V166L260 167H256ZM26 167H28V165L26 166ZM44 167V166H43ZM68 167V166H67ZM175 167V166H174ZM195 167V166H194ZM30 168V167H29ZM46 168V167H45ZM44 168V169H45ZM89 168H90V166H89ZM172 168V167H171ZM189 168H191V167H189ZM198 168V167H197ZM260 168V169H259ZM14 169V168H13ZM48 169H49V167H48ZM93 170L95 169V168H92ZM92 169H90V170H92ZM192 169V168H191ZM242 169V168H241ZM258 169V170H257ZM31 170V169H30ZM70 170V171H71ZM74 170V169H73ZM72 170V171H73ZM76 170V169H75ZM81 170V169H80ZM88 170V169H87ZM190 170V169H189ZM193 170V169H192ZM260 170V171H261ZM43 171V170H42ZM57 171H54V172H57ZM64 171H66V170H64ZM70 171H67L68 173L70 172ZM83 171V170H82ZM89 171V170H88ZM87 171V172H88ZM260 171H258L259 172V174H258V172H257V174H258V176H260L261 175V173H260ZM261 171V172H262ZM44 172V171H43ZM42 172V173H43ZM60 172V171H59ZM67 172H65L66 173V175H67ZM86 172V173H87ZM34 174H35V172H33ZM41 173V174H42ZM45 173V172H44ZM61 173V172H60ZM59 173V174H60ZM84 172H82V174H83ZM89 173V172H88ZM32 174V173H31ZM30 174V175H31ZM50 174V173H49ZM72 174V173H71ZM70 174V175H71ZM30 175H27V176H30ZM44 175V174H43ZM52 175H54V174H52ZM70 175H68V176H70ZM81 175V174H80ZM89 175V174H88ZM87 175V176H88ZM91 175V174H90ZM92 175H94V174H92ZM263 175V174H262ZM33 176V175H32ZM35 176V175H34ZM200 177H201V174L199 175ZM203 176V175H202ZM256 176V175H255ZM264 176V175H263ZM262 176V177H263ZM23 177V176H22ZM39 178H40V176H38ZM72 177H75V176H72ZM76 177H78V176H76ZM86 177V176H85ZM89 177V176H88ZM93 177V176H92ZM198 177V176H197ZM205 177H206V175H205ZM261 176H260V178H262ZM25 178V177H24ZM49 178V177H48ZM202 178V177H201ZM256 178V177H255ZM1 179V178H0ZM37 179V178H36ZM50 179V178H49ZM49 179H47L48 181H49ZM87 179V178H86ZM92 179H94V178H91V180ZM200 179V178H199ZM203 179H204V177H203ZM25 180V179H24ZM26 180H27V178H26ZM30 180V179H29ZM29 180H27L26 182H28ZM88 180H89V178H88ZM198 180V179H197ZM201 180V179H200ZM200 180H198L199 182H200ZM256 180H257V178H256ZM7 181H9V180H7ZM7 181H4L3 180V183L4 182H7ZM37 181H39V180H37ZM43 181H44V179H43ZM42 181V182H43ZM95 181V180H94ZM22 182H23V180H22ZM30 182V181H29ZM2 183V182H1ZM10 183V182H9ZM25 183V182H24ZM242 183V182H241ZM90 184V183H89ZM204 184L206 185V184H208V181L206 180L205 182H204ZM2 186H3V184H1ZM21 185V184H20ZM209 185V184H208ZM16 186V185H15ZM25 186V185H24ZM23 186V187H24ZM9 187H10V184H9ZM206 190H207V186H203ZM12 188V187H11ZM15 189L17 188V187H14ZM21 188V187H20ZM19 189V188H18ZM25 190V189H24ZM264 190V189H263ZM9 191H10V189H9ZM18 192V191H17ZM22 193H23V191H22ZM11 194V193H10ZM13 194V193H12ZM11 194V195H12ZM12 196H14V194L12 195ZM18 196H20V194L18 195ZM22 196V195H21ZM23 197H24V194H23ZM9 199H11V197L9 198ZM21 199V198H20ZM23 199V198H22ZM22 199H21V201H22ZM14 200V199H13ZM12 200V201H13ZM18 200H19V198H18ZM24 200V199H23ZM94 200V199H93ZM16 201V200H15ZM20 201V200H19ZM20 201V202H21ZM226 201V200H225ZM17 202V201H16ZM91 202V201H90ZM224 202V201H223ZM223 202H222V204H223ZM9 203V202H8ZM11 203V202H10ZM13 203V202H12ZM72 203V202H71ZM224 203H226V202H224ZM3 204H5L4 202H3ZM3 204H2V206H3ZM15 204V203H14ZM88 204V203H87ZM215 205H216V203H214ZM221 204V205H222ZM228 204V203H227ZM92 205V204H91ZM214 205V206H215ZM219 205V204H218ZM7 206V205H6ZM13 206V205H12ZM68 206H69V204H68ZM73 206V205H72ZM90 206V205H89ZM225 206H226V204H225ZM70 207V206H69ZM217 207V206H216ZM219 207V206H218ZM217 207V208H218ZM223 207H224V205H223ZM4 208V207H3ZM2 208V209H3ZM91 208V207H90ZM212 208H214V207H212ZM72 209H73V207H72ZM218 209H220V208H218ZM221 209H222V207H221ZM262 210V209H261ZM91 211V210H90ZM257 212V211H256ZM91 213V212H90ZM259 213V212H258ZM262 213H264V212H262ZM20 214H23V213H20ZM24 215V214H23ZM254 215V214H253ZM256 215V214H255ZM262 215V214H261ZM5 217V216H4ZM257 217V216H256ZM263 217V216H262ZM1 218V217H0ZM7 218V217H6ZM261 218V217H260ZM264 218V217H263ZM262 218V219H263ZM4 219V218H3ZM2 219V220H3ZM258 219V218H257ZM7 220V219H6ZM250 220V219H249ZM84 221V220H83ZM246 221V220H245ZM244 221V222H245ZM252 221V220H251ZM259 221V220H258ZM4 222V221H3ZM3 222H1V224L3 225ZM8 222V221H7ZM7 222L5 223V224H7ZM82 222V221H81ZM249 222V221H248ZM256 222V221H255ZM79 223V222H78ZM77 223V224H78ZM239 223V222H238ZM256 223H258V222H256ZM260 223H261V220H260ZM0 224V225H1ZM9 224H11L10 223V221H9ZM83 224V223H82ZM240 224H242V223H239V225ZM251 223L249 222V225H250ZM259 224V223H258ZM245 225H247V223L245 224ZM248 225V226H249ZM255 225V224H254ZM261 225V227H262V224H260ZM10 226H13V225H10ZM41 226H43V225H41ZM81 226H85V225H81ZM234 226V225H233ZM73 227V226H72ZM86 227V226H85ZM238 227V225L237 226H235V228H237ZM263 227H264V225H263ZM1 228V227H0ZM2 228H7V227H2ZM75 228H76V226H75ZM79 228V227H78ZM81 228V227H80ZM90 228V227H89ZM240 227H238V229H239ZM258 228H260V227H258ZM40 229L42 230V228L40 227ZM70 229V228H69ZM69 229H66L67 230V232L69 231ZM72 229V228H71ZM74 229V228H73ZM72 229V230H73ZM234 229V228H233ZM237 229V230H238ZM243 229V228H242ZM8 230V229H7ZM7 230H6V233H7ZM35 230V229H34ZM77 230V229H76ZM80 230V229H79ZM78 230V231H79ZM87 230V229H86ZM89 230V229H88ZM87 230V231H88ZM2 231V230H1ZM11 231V230H10ZM9 231V232H10ZM45 231V230H44ZM59 232H60V230H58ZM58 231H56V232H58ZM63 231V230H62ZM74 231V230H73ZM78 231H76V232H78ZM85 230H83V232H84ZM17 232V231H16ZM21 232V231H20ZM19 232V233H20ZM24 232H25V230H24ZM23 232V233H24ZM50 232V231H49ZM49 232H45V233H49ZM70 232V231H69ZM233 232H235V231H233ZM18 233V232H17ZM34 233V232H33ZM38 233H39V231H38ZM51 233V232H50ZM54 233V232H53ZM52 233V234H53ZM62 234H63V232H61ZM71 233V232H70ZM85 233V232H84ZM83 233V234H84ZM231 233V232H230ZM238 233V232H237ZM236 233V234H237ZM239 233H241L240 231H239ZM238 233V234H239ZM4 234V233H3ZM11 234H12V232H11ZM15 234V233H14ZM22 234V233H21ZM41 234H42V232H41ZM39 235L40 236V238L42 237V235ZM52 234L50 235V234H48V238H49V235L50 236H52ZM58 234V233H57ZM66 234V233H65ZM65 234H63V236L65 235ZM68 234V233H67ZM78 234V233H77ZM79 234H81V233H79ZM78 234V235H79ZM91 234H92V232H91ZM90 234V235H91ZM95 234V233H94ZM233 235H236V234H234V233H232ZM237 234V235H238ZM6 235V234H5ZM10 235V234H9ZM20 234H16V239H17V236H19ZM33 235V234H32ZM31 235V236H32ZM44 235V234H43ZM46 235V234H45ZM55 235V234H54ZM53 235V236H54ZM86 235V234H85ZM90 235H86V237L87 236H89L90 237ZM2 236V235H1ZM13 236V235H12ZM15 236V235H14ZM22 236V238H23V240H24V237H25V235L23 236V234L22 235H20V237ZM56 236V238H58V236L57 235H55ZM54 236V237H55ZM60 236V235H59ZM80 236V235H79ZM8 237V236H7ZM6 237V238H7ZM10 237V236H9ZM9 237H8V239H9ZM44 237V236H43ZM46 237V236H45ZM43 238V239H46V238ZM69 237H72L71 235L69 236ZM74 237V236H73ZM78 237V236H77ZM82 236H80V238H81ZM92 237V236H91ZM11 238H13V237H11ZM22 238H20V240L22 239ZM28 238V237H27ZM29 238H30V236H29ZM53 238V237H52ZM64 238V237H63ZM79 238V237H78ZM79 238V239H80ZM3 239H5V237H3ZM7 239V240H8ZM26 239V238H25ZM43 239L41 240V241H43ZM50 239V238H49ZM58 239H60V238H58ZM67 239H68V237H67ZM76 239V238H75ZM81 239H83V238H81ZM88 239V238H87ZM0 240H1V238H0ZM27 240V239H26ZM30 240V239H29ZM61 240V239H60ZM90 240H92V239H90ZM113 240V239H112ZM111 240V241H112ZM3 241V240H2ZM6 241V239L4 240V242ZM50 241V240H49ZM75 241V240H74ZM79 241V240H78ZM82 241V240H81ZM84 241V240H83ZM89 241V240H88ZM87 241V242H88ZM94 242H95V240H93ZM108 241V244L107 245H109V243H112V242H109V240H107ZM8 242H10V241H8ZM7 241H6V243H8ZM11 242H12V240H11ZM10 242V243H11ZM14 242H15V240H14ZM18 242V241H17ZM23 242V241H22ZM24 242H27V241H25L24 240ZM23 242V243H24ZM30 242V241H29ZM28 242V243H29ZM56 242V241H55ZM58 242V241H57ZM61 242H62V240H61ZM67 243H70L69 241H66ZM80 242V241H79ZM78 242V243H79ZM85 242V241H84ZM114 242V241H113ZM3 243V242H2ZM19 243V242H18ZM31 243V242H30ZM47 243H49V242H47ZM27 244V243H26ZM43 244H45L46 245V243H43ZM42 244V245H43ZM54 244H56V245H54L55 247H57V245H58V243H54ZM62 244H63V242H62ZM62 244H60V245H62ZM74 244H75V242H74ZM76 244H77V242H76ZM85 244V243H84ZM90 244H93V243H91L90 242ZM11 245H13V244H11ZM31 245H32V243H31ZM41 245V244H40ZM39 245V246H40ZM53 245V244H52ZM64 245V244H63ZM61 246V247H59V248H64V246H65V248H66V245L67 244H65L64 246ZM71 245V244H70ZM80 245V244H79ZM82 245V244H81ZM1 246V245H0ZM3 246V245H2ZM1 246V247H2ZM5 246V245H4ZM8 246V245H7ZM21 246V245H20ZM36 246H37V243H36ZM72 246H73V243H72ZM84 246V245H83ZM85 246H86V244H85ZM88 246V245H87ZM94 246H95V243H94ZM105 246V245H104ZM103 246V247H104ZM111 246V245H110ZM119 246V245H118ZM117 246V247H118ZM0 247V248H1ZM6 247V246H5ZM9 247V246H8ZM7 247V248H8ZM14 247H15V245H14ZM26 247V246H25ZM43 247H45L44 245H43ZM48 247V246H47ZM74 248H75V245L73 246ZM82 247V246H81ZM106 247V246H105ZM112 247V246H111ZM29 248V247H28ZM27 248V249H28ZM30 248H33L32 246L30 247ZM48 248H50V246L48 247ZM59 248H56V249H59ZM74 248H73V250H72V252L73 253H75L76 251H74ZM78 248V247H77ZM84 248V247H83ZM87 248V247H86ZM85 248V249H86ZM95 248V247H94ZM102 248V247H101ZM109 248V247H108ZM108 248H105L106 250L108 249ZM116 248V247H115ZM119 248V247H118ZM9 249V248H8ZM16 249V248H15ZM17 249H18V251H19V248L17 247ZM21 249V248H20ZM24 248L22 247V250H23ZM39 249H43V248H39ZM55 249V248H54ZM61 249H59V250H61ZM68 249V248H67ZM67 249H66V251H67ZM90 249V248H89ZM110 249V248H109ZM112 249V248H111ZM111 249H110V251H111ZM114 249V248H113ZM113 249H112V252H113ZM1 250H2V248H1ZM7 250V249H6ZM12 250V249H11ZM14 250V249H13ZM46 250V249H45ZM52 250V249H51ZM65 250V249H64ZM70 250V249H69ZM78 250H80V249H78ZM87 250V249H86ZM91 250V249H90ZM95 250V249H94ZM98 250V249H97ZM4 251V250H3ZM15 251H17V250H15ZM18 251L16 252V253H18ZM29 251V250H28ZM87 251H89V250H87ZM86 251V252H87ZM102 251V250H101ZM116 251V250H115ZM114 251V252H115ZM117 251H121L120 249L118 250L117 249ZM11 252H13V251H11ZM23 252V251H22ZM25 252H27V251H25ZM35 252V251H34ZM40 252V251H39ZM38 252V253H39ZM42 252H43V250H42ZM45 252V251H44ZM49 252V251H48ZM81 252V251H80ZM79 252V253H80ZM83 252H85V251H83ZM83 252H81V254L83 253ZM90 252V251H89ZM97 252V251H96ZM106 252V251H105ZM105 252H103V253H105ZM2 253V252H1ZM0 253V254H1ZM4 253V252H3ZM21 253V252H20ZM24 253V252H23ZM22 253V254H23ZM33 253V252H32ZM35 253H37V252H35ZM52 253H54V251L53 252H51V254L50 255H52ZM60 253H62V252H59L58 253V256L60 255ZM69 253V252H68ZM67 253V254H68ZM71 253V252H70ZM69 253V254H70ZM95 253V252H94ZM99 253V252H98ZM107 253H108V251H107ZM122 253H125V252H122ZM9 253H7V255H8ZM19 254V253H18ZM25 254V253H24ZM27 254H31V253H27ZM26 254V255H27ZM41 254V253H40ZM63 254L65 255L66 254V252H63ZM67 254H66V257L68 258L69 256H67ZM87 254V253H86ZM90 254H91V252H90ZM90 254H88V255H90ZM97 253H95V255H96ZM113 254V253H112ZM115 254V253H114ZM113 254V255H114ZM2 255V254H1ZM5 255V254H4ZM4 255H2L1 257L3 258V256ZM9 255H11V254H9ZM8 255V256H9ZM12 255H14V254H12ZM20 255V254H19ZM35 255V254H34ZM45 255V254H44ZM73 255V254H72ZM76 255V254H75ZM83 255V254H82ZM81 255V256H82ZM95 255L93 256V253H92V256L93 257H95ZM7 256V257H8ZM15 256V255H14ZM30 256H32V255H30ZM40 255H37V258L39 257ZM47 256H48V254H47ZM54 256H55V254H54ZM57 256V254H56V257H58ZM76 256H78V253H77V255ZM87 255H85V257H86ZM104 255H102V256H100V257H103ZM118 256V255H117ZM27 257V256H26ZM53 257V256H52ZM56 257H54V258H56ZM61 257H62V254H61ZM72 257V256H71ZM71 257H69V258H71ZM114 257V256H113ZM116 257V256H115ZM1 258V259H2ZM5 258V257H4ZM16 258V257H15ZM19 258V257H18ZM22 258H24L25 259V257H22ZM29 259H30V257H28ZM32 258H33V256H32ZM31 258V259H32ZM69 258L67 259V260H69ZM82 258H84V257H82ZM106 258V257H105ZM111 259H112V257H110ZM7 259V258H6ZM39 259H41V257L39 258ZM62 259V258H61ZM60 259V260H61ZM71 259H73V258H71ZM74 259H77V257L76 258H74ZM81 259V258H80ZM104 258H102V259H100L101 260V262H102V260H103ZM108 259V258H107ZM12 260H13V258H12ZM16 260H17V258H16ZM19 260V259H18ZM21 260H23V259H21L20 258V260H19V262L21 261ZM28 260V259H27ZM33 260H35L34 258H33ZM37 260V259H36ZM35 260V261H36ZM66 260V259H65ZM110 260V259H109ZM108 260V261H109ZM115 260V259H114ZM2 262L4 261V260H1ZM6 261H8V260H6ZM15 261V260H14ZM25 261V260H24ZM44 261V260H43ZM55 261H56V259H55ZM62 261H64V259H62ZM71 261V260H70ZM70 261H69V263H70ZM113 261V260H112ZM111 261V262H112ZM133 261V260H132ZM222 261V260H221ZM8 262H11V261H8ZM8 262H5V263H8ZM39 262H41V260L39 261ZM46 262V261H45ZM44 262V263H45ZM65 262V261H64ZM67 262V261H66ZM106 262V261H105ZM218 262H219V260H218ZM218 262H216V263H218ZM224 262V261H223ZM15 263V262H14ZM18 263V262H17ZM23 263V262H22ZM21 263V264H22ZM32 263V262H31ZM38 263V262H37ZM47 263V262H46ZM76 263V262H75ZM74 263V264H75ZM79 263V262H78ZM78 263H76V264H78ZM81 263V262H80ZM87 263V262H86ZM85 263V264H86ZM222 263V262H221ZM220 263V264H221ZM233 263H236V262H233ZM239 263V262H238ZM2 264V263H1ZM13 264V263H12ZM16 264V263H15ZM28 264H30V263H28ZM32 264H35V263H32ZM49 264V263H48ZM66 264H68V263H66ZM89 264V263H88ZM93 264V263H92ZM101 264V263H100ZM102 264H104V263H102ZM133 264H135V263H133ZM141 264V263H140ZM147 264H149V263H147ZM152 264V263H151ZM153 264H156V262L155 263H153ZM161 264V263H160ZM212 264V263H211ZM237 264V263H236ZM239 264H257V263H253V262H245V261H243L242 263H239Z\"/></svg>",
	"mask_w": 264,
	"mask_h": 264
}]
</instances>
